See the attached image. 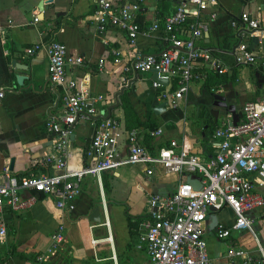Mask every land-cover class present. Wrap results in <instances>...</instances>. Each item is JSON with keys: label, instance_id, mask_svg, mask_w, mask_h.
<instances>
[{"label": "crops", "instance_id": "0c3cea01", "mask_svg": "<svg viewBox=\"0 0 264 264\" xmlns=\"http://www.w3.org/2000/svg\"><path fill=\"white\" fill-rule=\"evenodd\" d=\"M90 1L0 0V171L8 169L12 157L9 171L15 176L57 172L52 163L45 161L46 156L56 154V139L46 129L45 121L62 113V90L47 81V47L53 40L62 42L69 55L82 58L80 64L66 65L65 74L75 80L77 88L100 96L95 103L96 115L90 120L113 121L111 132L121 150L128 130L120 106L123 94L140 121L161 128L156 136H148V128H140V140L149 150L175 140L200 157L210 154L213 129L230 116L213 104L212 94L222 95L237 113L245 101L264 96L263 0H214L206 12L214 11L215 17L204 19L207 29L195 45L210 49L212 57L228 70L218 74L197 62L193 71L196 78L188 83L176 107L166 103L158 114L151 111L150 101L153 96L163 101L160 92L173 90L174 82L155 89L150 71H134L128 65L136 53H157L170 46L161 31H148L147 27L171 13L182 0H142L136 16L142 32L134 44L113 28L97 32ZM188 8L194 10L193 6ZM242 12L258 21L259 30L250 33L239 23L230 25L229 21H236ZM33 17L38 20L34 22ZM237 43H243L255 56L254 63L232 65ZM33 45L37 50L27 54L25 49ZM111 49L119 51L120 62L113 61ZM90 120L78 119L65 143L63 156L72 166L84 163L83 149L94 132ZM142 168L131 164L99 177L84 176L69 212L56 208L48 195H37L35 203L24 210L3 206L0 215L6 233L0 238V264H8L13 255L22 253H33L35 260L42 255L43 260H36L39 264H149L139 241V221L148 211V196L163 197L173 191L178 181H187L193 187L198 183L192 174L178 176L155 167L151 175H146ZM95 205L99 208V222L87 219ZM248 217L254 237L245 230L231 228L234 215L228 207L206 213L201 234L214 264H261L257 262V244L264 249V217L259 208L250 211ZM218 224L230 228L227 237L217 239ZM57 227H61L63 239L52 248L50 235ZM229 247L241 250L246 258L228 257Z\"/></svg>", "mask_w": 264, "mask_h": 264}, {"label": "built area", "instance_id": "2783aa9c", "mask_svg": "<svg viewBox=\"0 0 264 264\" xmlns=\"http://www.w3.org/2000/svg\"><path fill=\"white\" fill-rule=\"evenodd\" d=\"M142 0H91V15L97 32L107 28L122 31L129 44H134L141 26L136 20ZM214 0H182L173 11L158 20L152 21L148 31H161L163 39L170 45L157 53H136L128 68L145 72L156 70L159 78L167 83L173 81V90H163L160 97L171 108L187 91L188 83L196 78L193 73L197 62L215 73L228 70L210 49L195 45L196 39L206 31L204 19L215 17L214 11L206 10ZM189 6L194 10L190 11ZM264 6V0H263ZM38 19L33 17V21ZM231 26L239 23L250 33L259 30L258 21L247 12L239 14L238 19L229 21ZM37 50V45L27 47L29 55ZM47 81L53 87L59 86L62 113L46 119L45 127L56 139L55 155H48L45 161L52 163L55 173H39L15 176L4 168L0 171V212L3 206L19 211L29 208L37 195H48L56 208L69 212L80 192V182L84 176L99 177L104 172L114 171L124 165L139 164L146 175H151L155 167L173 172L178 176L192 174L197 178V187L187 181H178L173 191L161 197L150 195L147 198L148 211L139 221V241L143 244L149 264H214L207 253L206 243L201 234V223L211 207L214 211L228 207L233 215V229L245 230L254 237L248 213L255 208L261 209L264 217V96L245 101L234 124L230 116L220 122L211 133L206 157L192 153L175 140H169L153 151L142 143L140 128L125 131L122 150L111 129L113 121L108 118L98 123L90 120L96 115L95 103L98 95H91L84 88H77L75 80L65 74L66 65L82 62V58L67 53L65 45L53 40L47 47ZM114 62H120V53L111 49ZM255 62V56L243 43L233 49L234 66ZM101 61L98 62V65ZM151 86L162 87L153 80ZM0 90V98L2 97ZM80 120H90L94 132L83 149L80 166L70 165L63 156L65 143L73 124ZM161 128L147 130L148 136H156ZM230 228L218 224L215 230L217 239L228 236ZM6 228L0 215V238ZM51 246L55 247L63 239L61 227L50 235ZM258 263L264 264V249L257 244ZM228 257L246 255L239 249L229 247ZM37 261L43 256H36Z\"/></svg>", "mask_w": 264, "mask_h": 264}, {"label": "water", "instance_id": "95a60500", "mask_svg": "<svg viewBox=\"0 0 264 264\" xmlns=\"http://www.w3.org/2000/svg\"><path fill=\"white\" fill-rule=\"evenodd\" d=\"M47 1L49 2L51 0H47ZM40 9H41V3H39V5H38V10H40ZM150 72L152 73V79L153 80L159 82L161 85L166 84V82H167L166 79L165 78H159L157 76L156 70L152 69ZM17 82L19 83L18 78H17ZM212 98L214 101V103H213L214 105L221 107L226 113H228L230 115L229 123L234 124L236 122V120L238 118V114H239L235 111L234 106L232 104L226 103L225 99L222 95L214 93V94H212ZM165 106H166L165 100L159 102L155 96L152 97V99L150 101V108L154 114H158V113L164 111ZM12 163H13V158L11 157L9 159V163H8V170H11ZM211 210L214 211L210 207L209 211H211ZM87 219L90 221H93V222H99V208L97 205L93 206V208L91 209V211L87 215Z\"/></svg>", "mask_w": 264, "mask_h": 264}, {"label": "trees", "instance_id": "16d2710c", "mask_svg": "<svg viewBox=\"0 0 264 264\" xmlns=\"http://www.w3.org/2000/svg\"><path fill=\"white\" fill-rule=\"evenodd\" d=\"M206 79H207V77H205L204 83L207 82ZM172 89H174V87H172ZM120 106H121V109L123 111L124 127L126 129H131V128L153 129L154 128V124L153 123H145V122L140 121L137 118V116L135 115V113L133 112L131 107L129 106L124 94L120 98Z\"/></svg>", "mask_w": 264, "mask_h": 264}, {"label": "rangeland", "instance_id": "374dc122", "mask_svg": "<svg viewBox=\"0 0 264 264\" xmlns=\"http://www.w3.org/2000/svg\"><path fill=\"white\" fill-rule=\"evenodd\" d=\"M3 256L7 257L4 254ZM8 264H39V263L35 260L33 253H24V254L22 253L21 256H17V257L13 255L9 259Z\"/></svg>", "mask_w": 264, "mask_h": 264}]
</instances>
